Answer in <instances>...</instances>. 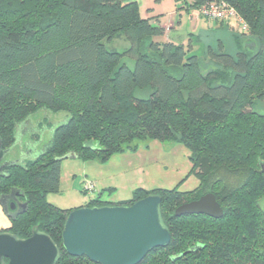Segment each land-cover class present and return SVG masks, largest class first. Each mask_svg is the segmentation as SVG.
I'll use <instances>...</instances> for the list:
<instances>
[{
    "label": "trees",
    "instance_id": "trees-1",
    "mask_svg": "<svg viewBox=\"0 0 264 264\" xmlns=\"http://www.w3.org/2000/svg\"><path fill=\"white\" fill-rule=\"evenodd\" d=\"M216 1L221 0H175L186 11ZM227 1L248 32L235 37V54L221 41L208 47L213 67L204 73L191 44L157 40L165 28L144 19L136 2L0 0L3 151L25 140L18 137L19 126L40 109L69 114L67 122L50 129L48 143L29 152L23 147L24 155L3 167L0 200L12 226L0 233L25 240L38 228L58 246L56 264H94L66 253L62 232L73 210L47 201L60 191L58 158L71 153L106 163L113 155L137 151L142 141L158 140L189 150L198 188H138L119 203L102 200L100 193L85 207L161 197L160 217L171 242L140 264H264V115L253 109L264 101V0ZM121 35L128 51L109 50L105 43ZM126 58L134 61L133 70ZM146 90L147 98L137 96ZM208 193L217 197L223 218L175 216L179 206ZM16 202L26 207L15 215L10 206Z\"/></svg>",
    "mask_w": 264,
    "mask_h": 264
},
{
    "label": "water",
    "instance_id": "water-1",
    "mask_svg": "<svg viewBox=\"0 0 264 264\" xmlns=\"http://www.w3.org/2000/svg\"><path fill=\"white\" fill-rule=\"evenodd\" d=\"M7 152L0 143V174ZM71 158L77 159V155L70 153L58 161ZM161 201V197L152 195L129 206L73 210L67 216L62 232L63 248L69 256L86 257L94 264H140L150 251L165 248L171 242L170 231L160 217ZM0 204L7 213V204L2 199ZM23 207L26 205L18 202L10 206L16 211L15 215L21 214ZM193 215L221 219L224 210L217 197L208 193L175 210L178 218ZM58 258V246L38 228L25 240L8 232L0 233V264H56Z\"/></svg>",
    "mask_w": 264,
    "mask_h": 264
},
{
    "label": "rangeland",
    "instance_id": "rangeland-1",
    "mask_svg": "<svg viewBox=\"0 0 264 264\" xmlns=\"http://www.w3.org/2000/svg\"><path fill=\"white\" fill-rule=\"evenodd\" d=\"M189 22L190 16L184 14L182 26L178 28L177 32H173L172 36L176 35L180 37L181 42L186 47L192 44L194 53L201 59L203 72L206 73L213 67L210 57L206 55L205 48L208 46L207 44L213 43L217 46L219 42L218 38L223 41L224 39L219 31H214V33L210 32L208 34L209 38H207V35L198 32V35L196 34L193 37L194 42H190ZM206 38L207 40H204ZM226 43L227 45L225 44V47L228 48L231 54H235L236 49L234 48L233 42L226 40ZM105 44L109 50H115L120 53H125L130 48L129 42L123 35ZM246 50L250 49L248 48ZM124 63L132 70L135 67L134 61L129 58H126ZM150 93L151 91L149 90L140 91L137 92V96L147 98ZM253 109L255 112L264 115V101H257ZM68 119L69 114L66 112L55 114L50 110L40 109L28 119L29 121L27 123H21L18 129V137L25 136V140H20L22 143H18L11 151H8L3 161L6 163L20 159L24 151L23 147H25L26 152L35 149V147H42L50 140V129L67 122ZM39 124L40 129L38 130L37 126ZM35 133L38 134V140L34 136ZM140 168L144 170L142 171ZM123 171L125 175L122 174ZM108 172H116L115 174L121 173L122 176L120 177L118 175L117 177L119 181L125 180L124 176L128 175L126 178L134 179L136 182L143 179L146 185H151L150 187L168 190L178 188L180 192L193 191L200 185L199 180L191 173L192 163L189 150L182 143L170 145L158 140H151L140 142L137 151L113 155L106 163L94 159L83 160L76 158L63 161L60 191L49 194L47 201L62 210L79 209L87 205L90 199L95 198L99 192L97 187L95 192L84 194L82 187L85 179L98 182L97 177H102V174H107ZM106 174L104 175L106 176ZM99 187H101V183H99ZM261 206L264 208V199L261 201Z\"/></svg>",
    "mask_w": 264,
    "mask_h": 264
},
{
    "label": "crops",
    "instance_id": "crops-1",
    "mask_svg": "<svg viewBox=\"0 0 264 264\" xmlns=\"http://www.w3.org/2000/svg\"><path fill=\"white\" fill-rule=\"evenodd\" d=\"M127 1L136 2L139 4L140 14L144 19H150L153 24H160L162 27L165 28L166 33L162 38L157 39L159 41L174 42L176 44L185 45L183 42H181L180 37L176 35L172 36V33L177 32L178 28L182 26V18L184 14L190 16V22H189L190 42H194L193 37H195L196 34L198 35V32L207 35V38H209L208 34H210V32L214 33V31H219L222 34L223 36L222 38L224 39L225 43L222 39L219 38L218 41L223 42L225 46V44L227 45L226 40H231L235 47V42H234L235 37L236 36L239 37L240 35L243 34L242 32H240L238 28L239 25L236 24L235 22L225 23L224 25L225 28H221L219 27L218 22H213L199 16L197 11L194 10L186 11V9L179 10L180 5H178L175 2V0H127ZM207 38L204 40H207ZM243 40L245 42V45L251 44L247 38L244 37ZM207 45L208 46H206L205 51L207 50L208 47H216V45L213 43H209ZM225 49L227 50L228 48L225 47ZM192 51L194 52L193 48ZM37 128L38 130L40 129V124L37 126ZM20 142L22 143V141H20L19 139L17 141V144L18 143L20 144ZM22 155L24 154L22 153ZM25 156L24 158H27L29 154ZM2 163L6 164L7 162L5 163L3 161ZM140 170L143 171L144 169L140 168ZM115 173L108 172L107 174L104 173L106 174V176L102 174L101 175L102 177H97L98 182L101 183V187H99V183L94 180L97 183L99 194L100 193L102 194L101 195L102 200L107 201L109 203H119V202L129 201L132 198L134 191L138 188H143L149 191L153 189H157L155 187H150L151 185L150 186L146 185L143 179H140L136 182L134 179L131 180V178H126L128 177V175L124 176L125 180L119 181L117 179L118 175L121 177L122 174L125 175V172L123 171L122 174L121 173L115 174ZM85 206H82L81 208ZM11 226H12V219L11 217H9V215L4 210L3 206L0 204V232L9 230Z\"/></svg>",
    "mask_w": 264,
    "mask_h": 264
},
{
    "label": "built area",
    "instance_id": "built-area-1",
    "mask_svg": "<svg viewBox=\"0 0 264 264\" xmlns=\"http://www.w3.org/2000/svg\"><path fill=\"white\" fill-rule=\"evenodd\" d=\"M197 13L199 16L213 22H219V23L235 22L236 24L239 25V28L242 33L248 32L247 23L238 14L236 9L230 5V3L227 0L212 2L206 6H203L201 9L197 11ZM96 190H97V184L92 180L85 179L82 187L83 193L91 194Z\"/></svg>",
    "mask_w": 264,
    "mask_h": 264
}]
</instances>
